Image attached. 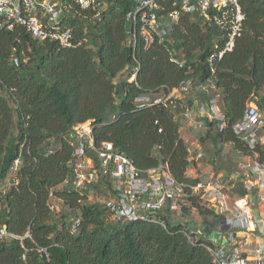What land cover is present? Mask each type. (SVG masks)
Instances as JSON below:
<instances>
[{
    "label": "trees",
    "instance_id": "trees-1",
    "mask_svg": "<svg viewBox=\"0 0 264 264\" xmlns=\"http://www.w3.org/2000/svg\"><path fill=\"white\" fill-rule=\"evenodd\" d=\"M100 1L101 8L82 9L75 0H62L68 6L65 25L77 38L89 39L81 46L39 41L21 26L0 34V184L10 182L0 190V233L5 229L10 234L0 240V264H215L204 239L196 235L191 242L187 235L195 228L194 209L215 217L205 202L191 197L177 216L169 202L149 219L110 220L106 203L90 202L89 193L75 189L68 167L75 150L70 132L90 120L96 143L112 142L145 175L166 164L179 182L195 185L209 176L188 174L197 162H191L181 132L185 110L195 99L217 98L225 128L200 118L202 128L186 125L194 140L211 142L216 158L230 143L264 163V142L251 150L233 129L254 95L263 93L264 102V0H241L242 35L218 61L215 73L208 59L216 44L224 45L218 27L204 24L196 14L171 22L168 1L159 12L165 41L146 47L138 36L132 45L127 14L137 1ZM171 50L184 66L171 61ZM188 80L193 82L190 94L139 107L138 98L165 97ZM210 83L215 87L203 88ZM259 135L264 137V128ZM18 157L21 164L13 175ZM102 183L113 196L109 178L93 187ZM232 194L241 199L248 191L236 181ZM51 199L60 205L59 212L50 209Z\"/></svg>",
    "mask_w": 264,
    "mask_h": 264
},
{
    "label": "built area",
    "instance_id": "built-area-1",
    "mask_svg": "<svg viewBox=\"0 0 264 264\" xmlns=\"http://www.w3.org/2000/svg\"><path fill=\"white\" fill-rule=\"evenodd\" d=\"M137 4L127 14L132 25L129 44L135 45L137 37L145 40L146 47L155 41L163 42L167 30L163 24L160 10H165V2L171 1V10L166 14L171 22L177 23L184 14H196L208 26L218 27L224 45H215L209 55L211 71L215 73L218 61L226 52L232 51L237 38L241 37L245 14L241 0H136ZM82 9H97L103 6L100 0H75ZM68 6L62 1L54 0H0V34L24 27L39 41H55L63 48H72L88 43V37L77 38L74 30L65 25ZM171 61L184 66L185 61L177 57L176 50L170 51ZM16 64L19 60L15 58ZM137 69L131 77L135 80ZM213 83L203 85L207 89ZM215 87V86H214ZM193 90V82L186 81L174 88L165 97L152 100L148 96L138 98L139 107L144 108L154 103L166 104L171 98H182ZM247 104L245 114L234 126L236 136L253 150L257 144L264 142L259 131L264 128V115L252 102ZM186 125L200 129L206 118L216 121L220 130L226 126L225 115L218 99L208 102L195 99L185 110ZM183 125L181 129L186 128ZM92 121L77 124L70 132L71 144L75 146L73 158L68 167L74 175L75 189L80 193L92 192L95 184L106 178L112 181L113 198L106 203L108 218L114 222H126L138 219H149L164 211L170 202L173 214H183L184 205L191 197H198L205 202L207 208L216 215L204 225H195L188 234L189 240L200 235L202 245L211 253L215 264H264V241L251 247L239 232L264 234V220L254 215L250 197L259 189L264 194V163H259L248 156L240 162L231 173L218 172L197 184L179 182L166 164L148 171L145 175L124 153L116 150L112 142L97 144L93 133ZM188 144L191 162L203 159L205 153L199 141H191L184 137ZM229 146L233 144H228ZM21 164L18 157L12 166L13 175ZM189 174V173H188ZM230 181L234 183H230ZM236 181H241L248 194L241 199L233 197ZM247 199L243 204L241 202ZM49 207L59 212L61 207L51 199ZM184 222H187L185 220ZM189 223V222H187ZM75 228V226H74ZM10 234L3 229L0 240ZM211 241L214 246L205 243Z\"/></svg>",
    "mask_w": 264,
    "mask_h": 264
},
{
    "label": "rangeland",
    "instance_id": "rangeland-1",
    "mask_svg": "<svg viewBox=\"0 0 264 264\" xmlns=\"http://www.w3.org/2000/svg\"><path fill=\"white\" fill-rule=\"evenodd\" d=\"M54 1H62V0H54ZM261 94L262 95H257V97L253 99L254 102L252 103L256 104L257 107L260 108V110L262 111L264 115V102L262 101L263 93ZM181 132L184 137L186 136L189 138L192 136V138L193 137L195 138V135L191 132V130H189L188 127L181 129ZM194 138L192 139V141L194 142L197 141V139L194 140ZM201 145H202V151L205 153V156L203 159H200L197 161L196 169H193V170L190 169L191 171L190 170L188 171L189 175L193 177H197L200 174L207 175V173H208V176L210 177V175H214L222 171L229 173L241 161L248 159V158L245 159L246 156L244 154L234 150L233 147H229V146H227V148L225 149L222 155L216 158L213 154L214 151L212 149L213 145L211 142L201 143ZM9 186H10V182L7 180L4 183L0 184V190L5 191ZM112 197L113 196H112L110 187L106 183L100 184L99 186L94 188L92 192L89 193L90 202H100L103 205L107 203L108 201H110ZM243 203L244 202H241V204ZM175 215L177 216L179 214H175ZM210 219H211L210 215L203 217L199 215L197 210L195 209L193 210L192 221L195 223V225L197 226L199 224L204 225L205 222L209 221Z\"/></svg>",
    "mask_w": 264,
    "mask_h": 264
},
{
    "label": "crops",
    "instance_id": "crops-1",
    "mask_svg": "<svg viewBox=\"0 0 264 264\" xmlns=\"http://www.w3.org/2000/svg\"><path fill=\"white\" fill-rule=\"evenodd\" d=\"M190 169L191 170L196 169L194 164H193V167H191ZM222 172H225V171H222ZM245 201H247V199H244L242 202H245ZM249 201L251 203L254 215H257L262 220H264V194L263 192L260 191L259 189L255 190L253 195L250 197ZM237 235L247 239L251 247L255 246L257 242L264 241V234H261L258 232H253V233L239 232L237 233Z\"/></svg>",
    "mask_w": 264,
    "mask_h": 264
}]
</instances>
